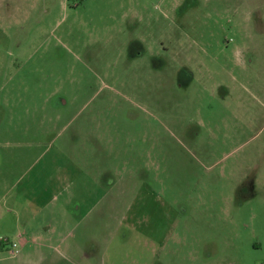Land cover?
Instances as JSON below:
<instances>
[{
    "label": "rangeland",
    "instance_id": "1",
    "mask_svg": "<svg viewBox=\"0 0 264 264\" xmlns=\"http://www.w3.org/2000/svg\"><path fill=\"white\" fill-rule=\"evenodd\" d=\"M34 164L87 181L44 264H264V0H0V181Z\"/></svg>",
    "mask_w": 264,
    "mask_h": 264
},
{
    "label": "crops",
    "instance_id": "2",
    "mask_svg": "<svg viewBox=\"0 0 264 264\" xmlns=\"http://www.w3.org/2000/svg\"><path fill=\"white\" fill-rule=\"evenodd\" d=\"M35 164L37 166L39 163ZM35 164L33 171L28 170V174H21L22 170L12 178L4 175L6 181H0L3 183L0 193V238L2 235L6 238L20 236L18 255H11L14 256L13 263H6L7 258L0 255V264L51 262V254L55 252V248L66 246L67 241L72 239L69 232L73 228V204H80L79 198L83 197L82 190L85 188L83 182L87 181H82L83 177L78 175L75 180L78 186L75 189L80 188L81 191L75 190L74 193L72 185L75 182H72V178L68 179L67 174L59 171L65 177L61 175L59 180L54 177L50 181L53 170L47 175L45 168L35 169ZM8 166L17 168L18 162L11 161ZM66 169L72 174L73 167L71 170L68 167ZM25 179L29 181L24 182ZM56 184H60L61 189ZM51 185L54 186L52 191ZM74 198L80 201L73 203ZM2 250L7 251V245H0V251Z\"/></svg>",
    "mask_w": 264,
    "mask_h": 264
},
{
    "label": "built area",
    "instance_id": "3",
    "mask_svg": "<svg viewBox=\"0 0 264 264\" xmlns=\"http://www.w3.org/2000/svg\"><path fill=\"white\" fill-rule=\"evenodd\" d=\"M19 237L20 236H17L15 238H6V237L0 238V241L3 242L5 245H7V252L10 255H15L19 252L20 250Z\"/></svg>",
    "mask_w": 264,
    "mask_h": 264
},
{
    "label": "trees",
    "instance_id": "4",
    "mask_svg": "<svg viewBox=\"0 0 264 264\" xmlns=\"http://www.w3.org/2000/svg\"><path fill=\"white\" fill-rule=\"evenodd\" d=\"M2 244L4 245V243L0 241V245H2Z\"/></svg>",
    "mask_w": 264,
    "mask_h": 264
}]
</instances>
